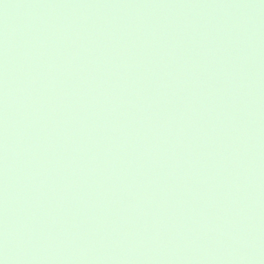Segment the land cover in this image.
Instances as JSON below:
<instances>
[{
	"label": "water",
	"instance_id": "obj_1",
	"mask_svg": "<svg viewBox=\"0 0 264 264\" xmlns=\"http://www.w3.org/2000/svg\"><path fill=\"white\" fill-rule=\"evenodd\" d=\"M3 264H264V0H0Z\"/></svg>",
	"mask_w": 264,
	"mask_h": 264
},
{
	"label": "clouds",
	"instance_id": "obj_2",
	"mask_svg": "<svg viewBox=\"0 0 264 264\" xmlns=\"http://www.w3.org/2000/svg\"><path fill=\"white\" fill-rule=\"evenodd\" d=\"M0 262H2V261H0ZM2 264H3V262H2Z\"/></svg>",
	"mask_w": 264,
	"mask_h": 264
},
{
	"label": "snow or ice",
	"instance_id": "obj_3",
	"mask_svg": "<svg viewBox=\"0 0 264 264\" xmlns=\"http://www.w3.org/2000/svg\"><path fill=\"white\" fill-rule=\"evenodd\" d=\"M0 264H2V262H0Z\"/></svg>",
	"mask_w": 264,
	"mask_h": 264
}]
</instances>
